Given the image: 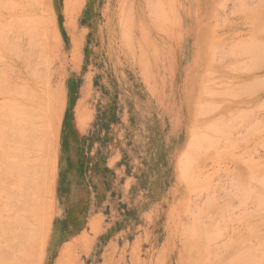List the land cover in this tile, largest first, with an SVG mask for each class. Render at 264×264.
Segmentation results:
<instances>
[{"label":"rangeland","instance_id":"obj_1","mask_svg":"<svg viewBox=\"0 0 264 264\" xmlns=\"http://www.w3.org/2000/svg\"><path fill=\"white\" fill-rule=\"evenodd\" d=\"M237 1L72 0L68 3L67 0H0V105H8L3 106L4 109L0 107L3 110L0 111L5 112V116L0 112V118H5V121L11 119L6 121L8 124L3 120L2 123L6 126H0V135L3 132V138H6L1 140L0 136V151L4 153H0V166L5 156L14 158V135L11 133L16 131V127L11 130V123L23 124L29 117L31 110L29 112L28 109L32 106H36V114H39V101L46 97L45 92L52 88L61 89L60 94L57 90L58 94L50 100L56 120L49 133V124H44V129L49 134L45 138L51 142L44 139L48 140L43 142L45 149L41 143L36 151L40 160L44 158L41 164L44 162V165H52H41V174L47 175H41V180L44 181L42 180L43 188L40 187L43 191L40 190L38 205L44 213L38 217H46V222L41 218L29 220L33 229L44 232L43 243L37 250L41 253L44 250L45 257L39 264H48L47 248L53 229L62 227L68 229L65 230L66 233L85 229L81 223L66 226L54 224L59 216L58 195L62 190L70 191V186L74 185L71 184L72 181L79 188L84 176L90 177L98 168L101 170L100 153L104 152L108 157L113 148L129 151V157L121 159V163L135 182L130 206H126L121 212L123 221L118 226V231L124 235V241H121L120 253L116 255L113 264H243L248 259H256L254 253H249L251 248H248L256 245H252L255 242L253 237L258 240L264 237L259 239L258 236L264 235V223L256 225L262 232L256 230L255 226L252 227V230L255 228L254 231H251L248 226L255 225L253 223L259 220L264 222L263 217L258 216L261 203L257 201L260 196L264 197V185L262 187L259 183L262 182L261 178L264 180V86L261 89L264 84V57L259 53L261 48L258 49V46L252 49L254 56L246 54L252 50H246V53L239 50L250 39L264 43V28H261L264 27V0L263 3L258 0H245V3L244 0ZM252 3L257 4L255 6ZM247 4L253 9H248ZM261 4L263 9H258L262 7ZM34 22L41 26L45 35L36 33ZM257 28H261L260 32ZM262 43L259 44L264 47ZM216 49L220 53H216ZM229 51L237 56L227 54ZM263 52L264 50L262 54ZM258 54L260 60L257 58ZM250 57L256 59L253 61ZM211 58L215 63L210 62ZM217 59L221 60L220 63ZM247 61L251 70L255 67V71H244L246 66L243 68L242 65ZM253 72L255 76L252 75ZM17 87L23 88L19 90ZM245 88H248L247 91ZM233 93H238V96L234 97ZM32 96H36L37 100ZM209 105L212 113L209 111V115L203 114L210 110ZM19 106L27 107L26 113ZM5 108H13L14 110L10 109L13 113L10 115L9 109ZM125 110L128 114L124 116ZM249 110L255 114V118ZM247 112L251 115L248 116ZM8 114L16 117L9 118ZM241 114L247 115V118L244 115L241 117ZM215 118L217 119L214 120ZM255 120L258 122H254ZM208 125L216 127L212 130L209 128L208 131ZM248 125H254V135ZM221 129H225V133ZM6 132L8 136L11 135L7 137L4 134ZM203 134L207 136L204 137ZM201 136L206 143L201 141L199 144ZM208 136L213 138L210 139L211 142ZM94 143L100 145L96 147ZM207 144L210 145L209 148ZM201 145L204 148L206 146L207 154L203 152ZM258 146L260 147L257 148ZM1 168L4 169L3 166ZM256 170L262 174L255 173ZM1 171L0 176L6 178L5 169ZM254 174L256 177L261 175L257 182L261 188H256L261 192L255 190L254 185L257 184L254 180L257 178L253 177ZM5 178L0 181V185H4L0 187L2 202L6 200L2 190L9 184ZM190 178L192 179L189 180ZM258 191L263 195L260 194L257 198ZM70 193L71 191L67 195L76 199ZM1 195L5 197L2 198ZM261 197L262 202L264 199ZM263 212L262 210V214ZM244 213H250L247 214L248 218L243 216ZM88 215V208L80 203L73 204L67 214L82 222ZM255 217L258 221L252 223ZM42 222L47 224L39 225ZM202 223L212 233L209 236L214 235L212 241H216L215 243L209 244L205 240L208 237L204 239L205 227H202ZM255 230L258 234L254 233ZM205 231L204 236L208 233ZM88 232H84V243L90 246L92 242L88 241ZM89 233L97 234L98 230L94 226ZM248 235L251 238L249 242ZM239 236L242 240L247 238L243 246ZM34 241L32 239L31 244ZM250 242L252 244L249 247L245 246ZM3 245L7 248V244ZM256 247L254 252L259 249L260 244ZM28 249L23 254L35 256V252L32 254L33 250ZM218 250L222 256L218 254ZM263 250L262 255L257 252L256 255L263 256ZM80 252V248L73 245L72 248L63 250L61 256L57 257L56 264H78L82 261ZM216 254L222 259L219 256V259L216 258ZM244 255L251 256L253 260ZM16 256L24 262L20 264H32V260L28 261L31 256L24 255L27 259L20 253ZM230 258L234 263H231ZM254 263L257 264L256 260Z\"/></svg>","mask_w":264,"mask_h":264},{"label":"bare ground","instance_id":"obj_2","mask_svg":"<svg viewBox=\"0 0 264 264\" xmlns=\"http://www.w3.org/2000/svg\"><path fill=\"white\" fill-rule=\"evenodd\" d=\"M226 1V0H225ZM253 0H251V2H252ZM260 3L262 2L263 3V0H258ZM222 2H223V0H222ZM235 2H238L237 0H235ZM249 2H250V0H249ZM226 3V2H225ZM244 3H245V0H244ZM223 4V3H222ZM256 4L257 3H255V4H253L252 3V5H255L256 6ZM236 5H237V3H236ZM248 5V4H247ZM249 5H250V3H249ZM249 5H248V9H253V8H250L249 7ZM262 5V4H261ZM260 5V6H261ZM237 6H240V5H237ZM259 7V6H258ZM239 8V7H238ZM263 9V5H262V7H259L258 9ZM255 9H257V8H255ZM236 10H239L240 11V9H236ZM249 11V10H248ZM253 11V10H252ZM257 11V10H256ZM236 12H238V11H236ZM246 13H247V11H245ZM254 12V11H253ZM250 13V12H249ZM216 15H218V14H216ZM249 15V14H248ZM250 16V15H249ZM218 18V17H217ZM216 20V19H215ZM218 20V19H217ZM29 21V20H28ZM32 21V20H31ZM30 21V22H31ZM214 21V20H213ZM263 21H264V19H263ZM208 22V21H207ZM13 23V22H12ZM31 23H33V22H31ZM35 23V22H34ZM23 24V23H22ZM35 26H36V33L38 34V33H41L42 35H45L44 34V30H42L40 27V25L39 24H37V23H35L34 24ZM23 26H26V25H23ZM22 26V27H23ZM28 26H30V25H28ZM263 26H264V24H263ZM15 27V26H14ZM21 27V26H20ZM168 27V26H167ZM211 27V26H210ZM262 29L264 28V27H261ZM260 28V29H261ZM31 29V28H30ZM29 29V30H30ZM39 29H40V31H39ZM258 29V28H257ZM260 29H258L259 30V32H260ZM258 30H256V32L258 31ZM34 31V32H35ZM263 32H264V30H263ZM263 32H261V34L263 33ZM22 33H24V32H22ZM21 33V34H22ZM20 34V35H21ZM28 34H30L31 35V33H29L28 32ZM264 34V33H263ZM35 35V34H34ZM40 35V34H39ZM39 35H38V37H39ZM12 38H13V36H11ZM10 37V38H11ZM36 37H37V35H36ZM37 37V38H38ZM45 37V36H44ZM259 37V36H258ZM11 38V39H12ZM21 38V37H20ZM35 38V37H34ZM33 38V39H34ZM19 39V38H18ZM40 39H41V37H40ZM258 39V38H257ZM9 40V39H8ZM26 40V39H25ZM36 40H38V39H36ZM251 40V41H250ZM249 40V42H251V43H249V42H246V43H244L245 45H243L242 47H240L241 49L239 50V51H244V53H246V50H252V49H254L253 47H257L258 46V49L259 48H261V49H263L264 50V47H263V45H261L260 46V44L262 43V42H260V41H257V40H255L254 42L252 41V39H250ZM10 41V40H9ZM8 41V42H9ZM12 41H13V39H12ZM33 41V40H32ZM31 41V42H32ZM257 41V42H256ZM35 42V41H34ZM42 42V41H41ZM17 43V42H16ZM18 43H19V41H18ZM23 43V42H22ZM242 43V42H241ZM250 45H253V46H249V44ZM254 43H256V44H254ZM260 43V44H259ZM7 44V43H6ZM9 44V43H8ZM248 44V45H247ZM258 44V45H257ZM262 44H264V43H262ZM19 45V44H18ZM33 45H34V43H33ZM36 45H38V43H36ZM35 45V46H36ZM41 45V44H40ZM240 45V44H239ZM246 45H247V47H249L248 49H246L247 47H246ZM9 46V45H8ZM20 46V45H19ZM217 46V45H216ZM220 46V45H219ZM245 46V47H244ZM260 46V47H259ZM21 47V46H20ZM39 47V46H38ZM252 47V48H251ZM255 47V48H256ZM263 47V48H262ZM15 48H16V46H15ZM15 48H14V50H15ZM35 48H37V47H34V49ZM31 49V48H30ZM43 49V48H42ZM219 49V48H218ZM231 49V48H230ZM239 49V48H238ZM243 49H245V50H243ZM261 49H260V54L261 55H263L262 57H264V52H263V54H262V51H261ZM22 50V49H21ZM33 50V49H32ZM41 50V49H40ZM217 50V49H216ZM232 50V49H231ZM29 51V50H28ZM257 51V50H256ZM42 54L44 53L43 51H40ZM45 52H46V50H45ZM231 51H229L227 54H229ZM247 52H249V53H246V54H250V56H251V54L253 55V50L252 51H247ZM251 52V53H250ZM214 53V52H213ZM216 53H220V52H218V50H217V52ZM215 53V54H216ZM234 52L232 51V53H230L231 54V56H233L234 54H233ZM45 54V53H44ZM214 54V55H215ZM226 54V55H227ZM233 54V55H232ZM236 54V53H235ZM257 54V53H256ZM213 55V56H214ZM218 55H220V54H218ZM217 55V56H218ZM223 55V54H222ZM221 55V56H222ZM25 56V55H24ZM43 56V55H42ZM225 56V55H224ZM223 56V57H224ZM234 56H237V55H234ZM243 56H245L244 54H243ZM254 56V55H253ZM258 56H259V54H258ZM257 56V58H258V60H260V56L258 57ZM212 57V56H211ZM226 57V56H225ZM256 57V56H255ZM254 57V58H255ZM261 57V58H262ZM20 58V57H19ZM221 58V57H220ZM241 58V57H240ZM251 58V57H250ZM249 58V59H250ZM253 57L251 58L252 60L254 59ZM25 59H27V58H25ZM215 59V58H214ZM224 59H226V58H224ZM228 59V58H227ZM239 59V58H238ZM256 59V58H255ZM254 59V60H255ZM263 59V58H262ZM261 59V61H263ZM31 60H33V58H31ZM30 60V61H31ZM221 60L223 61V58H221ZM220 60V61H221ZM253 60V61H254ZM212 61V58H211V60H210V62ZM220 61L217 59V62H219L220 63ZM228 61V60H227ZM249 61V60H248ZM247 61V62H248ZM250 62V61H249ZM249 62L248 63H244L245 65H242V64H240V66L242 65V66H244L243 68H245V66H246V69H244V71L246 72V70H248L249 72H251V71H253L254 70V68L255 67H253L252 69L253 70H251V66L249 67ZM212 63H215L214 61H212ZM218 63V64H219ZM251 63V62H250ZM28 64V63H27ZM210 64V63H209ZM239 64V63H238ZM252 64H253V62H252ZM251 64V65H252ZM259 64V63H258ZM215 65V64H214ZM239 66V69L241 68ZM260 66V65H259ZM226 67V66H225ZM243 68H242V70L241 71H243ZM237 69V68H236ZM239 69H237V70H239ZM223 70H224V68H223ZM227 70H228V68H227ZM229 70H230V68H229ZM235 70V69H234ZM236 70V71H237ZM37 71H39V70H37ZM218 71V70H217ZM233 71V70H232ZM255 71V70H254ZM209 71H207V73H208ZM44 73V72H43ZM46 73V72H45ZM234 73H236V72H234ZM233 73V74H234ZM33 74H35V73H33ZM40 74H42V73H40ZM56 74V73H55ZM219 74V73H218ZM43 75V74H42ZM53 75H54V73H53ZM210 75H211V72H210ZM213 75H215L214 73H213ZM252 75H254L255 76V74H254V72H253V74ZM37 76H38V74H37ZM55 76V75H54ZM229 76V75H228ZM259 76V75H258ZM14 77V76H13ZM17 77V76H16ZM32 77H34L35 78V76H32ZM41 78H43V76L41 77ZM264 78V77H263ZM17 79H18V77H17ZM33 79V78H32ZM36 79V78H35ZM38 79H39V77H38ZM40 80V79H39ZM44 80V79H43ZM261 80V79H260ZM22 81V80H21ZM41 81V80H40ZM29 82V81H28ZM34 82H35V80H34ZM37 82V81H36ZM261 82V81H260ZM264 82V81H263ZM262 82V83H263ZM39 83V82H38ZM49 83V82H48ZM8 84V83H7ZM22 84V83H21ZM23 84H25V83H23ZM37 84V83H36ZM51 84V83H50ZM261 84V83H260ZM31 85V84H30ZM41 85V84H40ZM249 85H251V83L250 84H248L247 86H249ZM9 86H11V84L9 85ZM47 86V85H46ZM45 86V87H46ZM262 86H264V84L263 85H261V89H262ZM6 87V86H5ZM26 87V86H25ZM37 87H38V85H37ZM48 87V86H47ZM238 87H240V85L238 86ZM18 88V87H17ZM23 88V87H22ZM22 88H18L19 90L20 89H22ZM26 88H28V86L26 87ZM249 88V87H248ZM247 88V89H248ZM15 89V88H14ZM47 89V88H46ZM244 89V88H243ZM247 89L245 88V90L247 91ZM251 89V88H250ZM249 89V90H250ZM2 90V89H1ZM17 90V89H16ZM48 90V89H47ZM57 90H58V92H59V94H60V92H61V89H60V87L59 88H57V89H55V90H53V88L52 89H49V91H47V92H45V95H46V97L44 96V99H43V97H42V99H43V101H39V102H41V105H40V109H41V111H39V114H36V106H32L31 108H29L28 109V111L30 112V110H31V113H30V115H29V117L27 118V120H24V123L23 124H19V122L16 124V123H13V124H16L15 126L11 123V125H10V129L12 128L13 129V127H16V131L15 132H13V133H11L12 135H14V137L13 136H11V137H13V144H14V151H12L13 152V156H14V158L13 159H11V158H9L8 156H5L4 158L5 159H3L2 160V162H1V166H0V171L1 170H3L4 171V169H5V174L7 175V177L5 178L4 176H3V178H5V180L7 179V182L9 183H7L8 184V186H5V188H3L4 189V191L2 190V193L3 192H5L4 194H5V196H3V195H1V197L3 198V197H5L6 198V200L4 201V202H2L3 200H0V256H1V259H0V261L2 260L3 261V263L2 264H20V262H21V259L19 258V257H17L16 255L18 254V253H20V255L21 256H23L24 257V255H27V257L28 256H31V255H28L27 253L26 254H23V251H25L27 248H29L28 250L30 251V250H33L32 252V254H34V252H35V256L33 255V256H31V257H29L28 258V261H31L32 260V264L33 263H36V264H39L40 263V261L41 260H43L44 261V250H43V253H41L39 250H37L38 248H40V246L42 245V243H43V240H44V237H43V233L44 232H40L39 230H37L36 228H32V226H31V224L29 223V220L30 219H32L31 221H34L33 219H37V218H41V219H43V216H41V217H38L40 214H42V213H44V211H40V207H39V201H40V196H41V194H40V190H42V189H40V187L41 188H43L42 187V184H43V181H44V179H42L41 180V175L42 176H45V175H47L46 173L43 175V173L41 174V165H44V162H42L43 164H41V161L43 160L44 161V158L42 159L41 158V160H40V158H38L37 157V154L36 153H38V152H36L37 151V149H39L40 148V144L42 143L43 144V142L45 141V143L49 140L50 141V139H48V138H45V136H46V134H48L49 133V131H51L52 130V126H54V123H55V120H56V113H55V111L52 109V104H51V102H50V100L51 99H53V97H54V95L57 93L58 94V92H57ZM3 91V90H2ZM262 91V90H261ZM260 91V92H261ZM4 92H6V91H4ZM20 91H18V93H19ZM24 91H22V93H23ZM253 92V91H252ZM255 92V91H254ZM3 93V92H2ZM9 94L10 93H12V92H8ZM25 93V92H24ZM26 93L28 94V90L26 91ZM25 93V94H26ZM30 93V92H29ZM228 93H231V92H228ZM235 93V92H234ZM234 93H233V95H234ZM251 93V92H250ZM13 94H14V92H13ZM41 94V93H40ZM223 94H224V92H223ZM261 94V93H260ZM6 95V94H5ZM17 95V94H16ZM19 95H20V93H19ZM32 95H34V94H32ZM230 95V94H229ZM252 95V94H251ZM13 96V95H12ZM11 96V97H12ZM28 96V95H27ZM232 96V95H231ZM230 96V97H231ZM238 96V93L236 94V95H234V97H237ZM248 96V95H247ZM6 97H8V96H6ZM10 97V96H9ZM227 97V96H226ZM233 97V96H232ZM243 97V96H242ZM17 98V97H16ZM31 98V97H30ZM32 98H34V99H36L37 100V98H36V96L35 97H33L32 96ZM45 98H46V100H45ZM241 98V97H240ZM248 98V97H247ZM252 98V97H251ZM18 99H20V97H18ZM23 99H24V97H23ZM28 99V98H27ZM30 101L31 100H33V99H29ZM7 101V100H6ZM14 101V100H13ZM34 101V100H33ZM8 102V101H7ZM35 102V101H34ZM43 102V103H42ZM5 103V102H4ZM30 103V102H29ZM10 104V103H9ZM11 104H13V103H11ZM16 104V103H15ZM15 104H13V105H15ZM21 104V103H20ZM36 104V103H35ZM208 105V104H207ZM4 107H7L6 105H3ZM2 105H0V107H2V109H4V107H3ZM38 106V105H37ZM9 107H10V105H9ZM207 107V106H206ZM15 109L17 108V107H14ZM22 108V106H19V109H21ZM211 108V106L209 105V109ZM213 108V107H212ZM1 109V108H0ZM1 109V110H2ZM6 110H8L9 108H5ZM11 110H14L13 108H10ZM10 109H9V111H10ZM22 109H24V113H26L25 112V110L27 109V107L25 108H22ZM21 109V110H22ZM259 109V108H258ZM16 110H18V108L16 109ZM15 110V111H16ZM20 110V111H21ZM207 110V109H206ZM3 111V110H2ZM23 111V110H22ZM205 111V110H204ZM211 112V109L210 110H208V111H205V113H203V114H206L207 112ZM1 112V111H0ZM249 112L250 113H252L250 110H249ZM261 112V111H260ZM2 113V115H4L5 116V112H1ZM1 113H0V115H1ZM13 113V112H12ZM11 113V111H10V115L12 114ZM16 113V112H15ZM21 112H19V114H20ZM38 113V112H37ZM55 113V114H54ZM212 113V112H211ZM244 113H246V111H244ZM8 114V115H9ZM18 114V113H17ZM210 114V113H209ZM208 113H207V115H209ZM247 114H248V112H247ZM9 115V116H10ZM14 115V114H13ZM206 115V116H207ZM244 116H245V118H247V115H245V114H243ZM242 114H241V117L243 116ZM251 114H248V116H250ZM254 115V118H255V114H253L252 113V116ZM25 116H27V115H25ZM16 116L14 115V117H9V118H15ZM21 117H23L22 115H21ZM18 118V117H17ZM23 118H25V117H23ZM25 118V119H26ZM262 118V117H261ZM260 118V119H261ZM5 119V118H4ZM4 119H2L1 120V118H0V121H1V124H0V126L1 127H3L5 124H3L4 122L5 123H7V122H9V120H11V119H6V121L4 120ZM18 119H20V118H18ZM217 118H215L214 120H216ZM219 119V118H218ZM242 119H244V117L242 118ZM252 119V118H251ZM260 119H259V123L257 124V127L259 126V124H260ZM3 120H4V122H3ZM13 120V122H14V119H12ZM248 120V119H247ZM246 120V121H247ZM25 121H26V123H25ZM210 121H212V120H210ZM220 121V120H219ZM218 121V122H219ZM222 121V120H221ZM244 121V120H243ZM3 122V123H2ZM11 122V121H10ZM16 122V121H15ZM22 122V121H21ZM217 122V121H216ZM217 122V123H218ZM254 122H258V120H255ZM253 122V123H254ZM220 123H222V122H220ZM219 123V124H220ZM245 123V122H244ZM248 123H251V122H248ZM248 123H245V124H248ZM2 124H3V126H2ZM8 124V123H7ZM44 124L46 125V124H49V128H47V131H48V133H47V131H46V128L44 129ZM213 124V123H212ZM224 124V123H223ZM255 125H256V123H254ZM9 125H7V127L6 128H8V126ZM225 126L227 125V124H224ZM230 125V124H229ZM263 125V124H262ZM6 126V125H5ZM12 126V127H11ZM46 126V127H47ZM211 126H213V127H216L215 125H211ZM221 126H222V124H221ZM220 126V127H221ZM232 125H230V127H231ZM1 127H0V130H2L1 129ZM213 127H210L209 125H208V127H207V129L206 130H208L209 128L212 130V128ZM232 127H234V126H232ZM248 127H249V125H248ZM254 127V125L253 126H251L250 125V127H249V130L251 131V133H253L252 132V128ZM224 128H226V127H224ZM229 128V127H228ZM251 128V129H250ZM256 128V127H255ZM255 128L253 129V130H255ZM9 129V130H10ZM11 129V130H12ZM209 129V130H210ZM223 129V128H222ZM222 129H221V131H222ZM257 129V128H256ZM7 130V129H6ZM10 130V131H11ZM208 130V131H209ZM226 130H229L230 131V129H226ZM231 130H233V129H231ZM261 130H262V128H261ZM4 131V130H3ZM10 131H9V133H10ZM228 131V132H229ZM249 131V132H250ZM257 131H258V129H257ZM8 132V131H7ZM7 132L6 133H4L5 135H7ZM211 132V131H210ZM222 132H224L225 133V129L222 131ZM259 132V131H258ZM204 133V132H203ZM256 133V132H255ZM10 134V135H11ZM197 134V133H196ZM228 134H230L231 135V133L229 132ZM228 134H226V135H228ZM9 135V136H10ZM49 135V134H48ZM207 136L206 134H203V136ZM252 135H254V133L252 134ZM1 136V135H0ZM8 135H7V137H9ZM195 136V135H194ZM200 136V135H199ZM204 136V137H205ZM4 135H3V132H2V136H1V140H5L4 138ZM6 137V136H5ZM202 137V136H201ZM204 137H202V140L200 139H198V137L196 138V139H198V141H199V144L201 143V141L203 142V141H205L203 138ZM262 137V136H261ZM3 138V139H2ZM49 138H51V136L49 137ZM209 138V139H208ZM208 140H209V142H211L210 141V139L212 138H210V136H208ZM8 139H10V138H8ZM44 139H48L47 141L46 140H44ZM195 139V140H196ZM206 139V140H207ZM212 140H213V138H212ZM215 140H216V138H215ZM218 140V139H217ZM10 141V140H9ZM9 141H7V142H9ZM197 141V140H196ZM195 141V142H196ZM197 141V142H198ZM224 141V140H223ZM7 142H5V143H7ZM51 142V141H50ZM217 141H215V145L217 144L216 143ZM9 143H11V142H9ZM205 143H206V141H205ZM213 143V142H212ZM212 143H210V144H212ZM2 144V143H1ZM8 144V143H7ZM49 144V143H48ZM197 144V143H196ZM198 144V145H199ZM203 145H205L204 143H202ZM46 145V144H45ZM261 145V144H260ZM2 146H4V145H2ZM11 146V145H10ZM200 146V145H199ZM199 146H196V147H199ZM207 146H208V144H207ZM214 146V145H213ZM212 146V147H213ZM5 147V146H4ZM43 148H44V144H43V146H42ZM46 147V146H45ZM48 147V146H47ZM201 147H203V149H204V151L201 149ZM201 147H200V149L203 151V152H205L206 151V146H205V148H204V146H202L201 145ZM210 147V145L208 146V148ZM212 147H211V149H212ZM215 147V146H214ZM260 146H258L257 148H259ZM262 147V146H261ZM7 148V147H6ZM207 148V149H208ZM45 149V148H44ZM47 149V148H46ZM197 148H195V150H196ZM199 149V148H198ZM211 149H209V150H211ZM214 149V148H213ZM216 149V148H215ZM262 149V148H261ZM1 150V149H0ZM43 150V149H42ZM51 150V149H50ZM194 150V151H195ZM200 150V151H201ZM208 150V151H209ZM5 151V150H4ZM7 151V150H6ZM198 151V150H197ZM211 151H213V150H211ZM9 153H10V151H8ZM8 152H5V153H8ZM47 152L49 153V151H48V149H47ZM207 152V151H206ZM205 152V153H206ZM0 153H1V151H0ZM42 153V152H41ZM208 153V152H207ZM206 153V154H207ZM258 153V152H257ZM260 153V152H259ZM258 153V154H259ZM1 154H4L3 152L1 153ZM0 154V155H1ZM11 154V153H10ZM204 154V153H203ZM264 154V153H263ZM6 155V154H5ZM9 155V154H8ZM45 155H48V154H46L45 153ZM196 155H198V154H196ZM202 155V154H201ZM2 156V155H1ZM53 156V155H52ZM199 156V155H198ZM203 156V155H202ZM261 156V155H260ZM43 157V156H42ZM194 157V156H193ZM264 157V156H263ZM3 158V157H2ZM215 158V157H214ZM47 159V158H46ZM202 160V159H201ZM261 160V159H260ZM50 160H48L47 159V162H49ZM258 162H259V159H258ZM263 162V161H262ZM49 163H51V162H49ZM49 163H45V164H49ZM54 163H55V161H54ZM4 167V169H2L1 167ZM44 166H46V167H49V166H52V165H44ZM55 166H56V163H55ZM259 166V165H258ZM262 166V165H261ZM260 166V167H261ZM46 167H44V168H46ZM43 168V167H42ZM258 167L256 166V169H257ZM50 169H51V167H50ZM259 169V168H258ZM260 169H262V168H260ZM251 170H253V169H251ZM45 172H46V170H44ZM48 172H49V170H47ZM52 171H53V169H52ZM261 171H263V170H261ZM2 172V171H1ZM50 173V172H49ZM48 173V174H49ZM255 173H257V174H262V173H258L257 172V170H256V172ZM4 174V173H3ZM52 174H50V176H51ZM255 175V176H254ZM253 175V177H256V174H254ZM263 175H264V173H263ZM261 176V175H257V179L256 180H254L252 177V180H254L255 181V183L257 184V182L259 181V177ZM248 177V176H247ZM2 178V176H0V179H2V180H0V181H3L4 179ZM249 178V177H248ZM248 178H246L247 180H248ZM250 178V179H251ZM187 179H188V177H187ZM192 178H190L189 180H191ZM194 180V179H193ZM251 180V181H252ZM261 180H262V182H263V184H262V182L260 181L259 183H261V186L262 185H264V180L261 178ZM188 181V180H187ZM186 181V182H187ZM42 182V183H41ZM189 182V181H188ZM250 181H248V183H249ZM6 183V182H5ZM191 183V182H190ZM254 183V184H255ZM1 186H4V185H0V187ZM242 186H243V184H242ZM257 186V187H256ZM254 185V187H255V190H256V188H261V187H259L260 185L259 184H257V185ZM240 187V186H239ZM253 187V186H252ZM254 187H253V192L255 191L254 190ZM263 187V186H262ZM246 190L247 189H249L248 187H244ZM1 189V188H0ZM259 189H257V190H259ZM263 189V191H264V188H262ZM244 190V189H243ZM256 190V191H257ZM1 191V190H0ZM43 191V190H42ZM250 191V190H249ZM248 191V192H249ZM260 191V190H259ZM259 191H258V195H256V197L258 198V196H260V194L261 193H259ZM18 192L20 193V196H18ZM244 192H246V191H244ZM261 192V191H260ZM44 193V192H43ZM248 194V193H247ZM250 194V193H249ZM256 194V193H255ZM261 195H263V194H261ZM21 197V198H20ZM261 197V196H260ZM260 197H259V200H260V202H259V200L257 199V201H258V203L260 204H264L263 202V200H262V202H261V199H260ZM261 198H263L264 199V197L262 196ZM239 203V202H238ZM257 205L259 208V211H260V213H256L258 216H261V218L263 217V219H264V212H263V214H262V210L264 211V205ZM197 205V204H196ZM198 206V205H197ZM200 206V205H199ZM262 206V207H261ZM195 207V206H194ZM10 208L12 209V211H10ZM193 208V207H192ZM201 208V207H200ZM200 208H196L197 210L198 209H200ZM236 208H237V206H236ZM194 209V208H193ZM195 209V210H196ZM226 209V208H225ZM257 209V210H258ZM262 209V210H261ZM228 210V209H227ZM256 210V211H257ZM248 211V210H247ZM250 211V210H249ZM248 211V212H249ZM259 211H257V212H259ZM46 213V212H45ZM196 213H197V211H196ZM251 213V212H250ZM250 213H244V217H247L248 218V215H250ZM248 214V215H247ZM260 214H262V215H260ZM211 215V214H210ZM251 215H254V214H252L251 213ZM256 215V217H258ZM207 216V215H206ZM256 217L254 218V220L253 221H251L252 223L253 222H256V221H258V220H256ZM46 217H44V219H45ZM209 218V217H208ZM259 218V217H258ZM43 219V221H45ZM199 219H201V218H199ZM243 219V218H242ZM213 220V219H212ZM246 220V219H245ZM256 220V221H255ZM36 221H38V220H36ZM42 221V220H41ZM260 221V220H259ZM258 221V222H259ZM46 222V221H45ZM206 222V221H205ZM258 222H256V223H253V224H255V225H250V226H248V228H249V230H250V228H251V231H254V229L256 228V230H258L257 229V227H256V225L257 224H261V222L262 223H264L263 222V220H261L260 221V223H258ZM207 223V222H206ZM40 224H47V223H44V222H42V223H39V225ZM251 224V223H250ZM35 225H36V222H35ZM204 224L202 223V227H205L204 229H203V237H204V239L206 238V237H208V238H206L205 240H208V243L210 242H212V243H215V242H213L212 240H214V235H212V236H209L210 234H212L211 232L209 233L208 232V230H206V226L204 225ZM245 225V224H244ZM264 225V224H263ZM46 226V225H45ZM255 226V228L252 230V227H254ZM260 226H262V225H260ZM260 226H258V227H260ZM42 227V226H41ZM198 227V226H197ZM211 227V226H210ZM247 227V226H246ZM261 228V227H260ZM263 229H264V226L262 227ZM192 229V228H191ZM219 229H220V227H219ZM197 230H199L198 228H197ZM206 230V231H205ZM216 230H218V229H216ZM247 230V229H246ZM256 230H255V232L254 233H256V234H258L257 232L258 231H260V230H258L257 232H256ZM42 231V230H41ZM200 231V230H199ZM204 231H205V233L206 232H208L207 233V235H205L204 236ZM197 232V231H196ZM220 232V231H219ZM240 232V231H239ZM249 233H250V231H248ZM260 232H262V231H260ZM201 233V232H200ZM253 233V232H252ZM215 234V233H214ZM237 234V233H236ZM241 234V233H240ZM217 235V234H216ZM219 235V234H218ZM239 235V234H238ZM241 235H243V234H241ZM255 235V234H254ZM253 235V236H254ZM198 236V235H197ZM250 236H252V234L250 235ZM259 236V239L261 238V236H264V235H262V234H260V235H258ZM199 237V236H198ZM202 237V236H201ZM217 237V236H216ZM240 237V239L242 240V238H241V236H239ZM238 237V238H239ZM243 237V236H242ZM246 237V236H245ZM222 238V237H221ZM231 238V237H230ZM237 238V239H238ZM32 239H34L35 241L31 244V241H32ZM243 239H245V240H242V246L244 245V243L243 242H245L246 240H247V238H243ZM248 239H249V235H248ZM254 239V240H253ZM253 241H255V242H253V244H252V242H250L249 244H245V246L247 245V247H249V245H259L260 244V247H259V249H257V250H255V252H254V247H256V245L253 247H249L248 248V250L251 248V250L253 251V252H251V250L249 251V253H254V258L256 257V262H257V264H261V262H262V264H264V246L262 245V244H264V243H262L263 242V239H264V237H262V239H260V240H258V239H256V237H253ZM258 240V241H256V240ZM226 240H227V238H226ZM226 240H224V241H226ZM241 240H240V242H241ZM251 240V238L248 240V242ZM262 240V241H261ZM203 241V240H202ZM261 241V242H260ZM227 242V241H226ZM229 242V241H228ZM233 242V241H232ZM259 242V243H258ZM209 243V244H210ZM231 243V242H230ZM258 243V244H257ZM3 244H7V248H5L4 246H6V245H3ZM29 244H30V246H29ZM200 244V243H199ZM206 244V243H205ZM234 244V243H233ZM3 245V246H2ZM212 245V244H211ZM210 245V246H211ZM214 245H216V244H214ZM213 245V246H214ZM228 245V244H227ZM206 246V245H205ZM208 246V245H207ZM206 246V247H207ZM210 246H209V248H210ZM225 246V245H224ZM228 246H230V245H228ZM244 246V247H245ZM25 247H26V249H25ZM212 247V246H211ZM227 247V246H226ZM231 247V246H230ZM233 247V246H232ZM243 247V250L245 249ZM246 247V248H247ZM263 249H262V248ZM32 248V249H31ZM225 248V247H224ZM224 248H222V249H224ZM239 248H241V247H239ZM256 248H258V246L256 247ZM208 249V248H207ZM263 250V256H260V255H262V250ZM11 250L13 251H16V252H18L17 254L16 253H14V251L13 252H11ZM220 250H221V248H220ZM226 250V249H225ZM228 250V249H227ZM233 249H231V251H232ZM236 250V249H235ZM248 250H247V253H248ZM259 250H261V252L259 251ZM27 251V250H26ZM213 251V250H212ZM219 251V250H218ZM218 251L216 252V253H218ZM259 251V252H258ZM209 252V251H208ZM220 252V251H219ZM237 252V251H236ZM241 252H243V251H241ZM256 252L259 254V253H261L259 256H257L256 255ZM224 253V252H223ZM196 254V253H195ZM213 254V253H212ZM218 254H220L221 255V252L220 253H218ZM218 254H216V258H218L219 259V257H220V259H222V255L220 256V255H218ZM242 254V253H241ZM256 255V256H255ZM20 256V257H21ZM209 256V255H208ZM215 256V255H214ZM217 256H219V257H217ZM236 256V255H235ZM237 256H238V254H237ZM23 257H22V259H23ZM26 257V256H25ZM24 257V258H25ZM27 257L25 258V259H27ZM239 257H240V255H239ZM244 257H246V258H250L251 259V256H247V255H244ZM257 257H259L258 258V261H257ZM261 257H263V258H261ZM34 258V259H33ZM208 258V257H207ZM206 258V259H207ZM212 258V257H211ZM226 258H228V256L226 257ZM241 258V257H240ZM215 259V258H214ZM223 259H225V258H223ZM235 259H236V257H235ZM24 260V259H23ZM208 260V262H209V259H207ZM212 260H213V258H212ZM216 260V259H215ZM230 260H231V258H230ZM237 260V259H236ZM238 260H240L239 258H238ZM243 260H245V258H243ZM242 260V261H243ZM251 260H253V258L251 259ZM255 260H253L254 262H255ZM261 260V261H260ZM26 261V260H25ZM219 261V260H218ZM249 259L247 260V261H244L245 262V264H247L246 262H248V264H249ZM253 261H250L251 262V264H256V263H254ZM259 261H260V263H259ZM230 262V261H229ZM244 262H243V264H244ZM21 263H24V262H21ZM226 263V262H225ZM231 263H234V262H232V260H231ZM240 263H242L241 261H240ZM1 264V263H0ZM221 264V263H220ZM223 264V263H222ZM227 264V263H226Z\"/></svg>","mask_w":264,"mask_h":264},{"label":"crops","instance_id":"obj_3","mask_svg":"<svg viewBox=\"0 0 264 264\" xmlns=\"http://www.w3.org/2000/svg\"><path fill=\"white\" fill-rule=\"evenodd\" d=\"M69 1L72 0H67L68 3ZM127 114L125 110L124 116ZM94 144L96 147L100 145ZM96 150L99 154V148ZM128 153V150L116 148L110 149L108 157L104 152L100 153L99 166L102 169L98 168L90 177L84 176L79 188L75 181L71 182L74 185L70 184L69 195L73 194L76 199L67 195L70 191L60 192L57 198L59 216L54 224L66 226L81 223L85 229L73 233H66L65 230L68 229L62 227L53 229L47 248L48 264H56V259L61 256L63 250L70 249L73 245L78 246L82 253V261L80 260L78 264H113L116 255L120 253L121 241H124V235L118 231V226L123 221L121 212L126 206H130L132 186L135 183L131 180L127 168L121 163V159L129 157ZM75 203H80L89 210L84 222L67 216ZM94 226L98 233H89ZM86 230L90 236L88 241L92 242L90 246L84 243Z\"/></svg>","mask_w":264,"mask_h":264}]
</instances>
